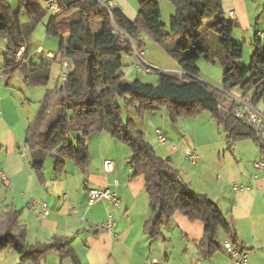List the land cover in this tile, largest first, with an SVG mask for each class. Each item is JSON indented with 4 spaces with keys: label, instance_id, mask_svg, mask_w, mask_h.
Segmentation results:
<instances>
[{
    "label": "trees",
    "instance_id": "trees-1",
    "mask_svg": "<svg viewBox=\"0 0 264 264\" xmlns=\"http://www.w3.org/2000/svg\"><path fill=\"white\" fill-rule=\"evenodd\" d=\"M174 14L169 18V32L161 22V10L154 0H138L137 16L129 20L120 8H106L97 0H58L63 10L51 17L46 25L47 35L58 40L59 62L67 61L68 72L61 83L47 90L32 123L25 130L23 145L36 180L43 184L44 162L53 154V171L64 170L70 160L81 173L86 172L89 154L86 139L106 132L130 150L128 165L131 178L142 175L151 216L143 230L150 237L161 234L163 221L174 213H182L190 221L202 224L203 234L198 248L203 257L220 249L219 228L230 233L219 206L207 195L193 191L183 181L170 159L159 157L143 133L131 121L123 123L116 97L128 96L127 105H137L139 111H152L166 106L172 116L194 115L208 110L223 125L229 144L251 139L264 153V139L247 123L236 118L233 100L221 111V90L198 79L197 62L204 57L214 62L207 35H219L222 67V93L238 88L241 98L258 107L264 115V33L254 38L247 69L239 67L243 54L241 43L232 39L234 22L224 16L222 0H169ZM13 11L0 0V38L5 39L0 66L4 77L15 73L23 76L29 87L45 85L49 79L46 66L30 69L15 53L26 46L28 35L45 14L36 0H19ZM21 11L27 22L20 20ZM217 17L208 25L205 23ZM148 35L164 52L177 62L180 72L156 71L155 85L136 78L124 80L122 57L132 48L142 51L141 34ZM80 133L72 142L71 132ZM20 211L0 210V253L17 254L19 262H37L50 250L71 264H81L67 244H27L26 229L19 221ZM235 242V239L233 240Z\"/></svg>",
    "mask_w": 264,
    "mask_h": 264
},
{
    "label": "crops",
    "instance_id": "crops-1",
    "mask_svg": "<svg viewBox=\"0 0 264 264\" xmlns=\"http://www.w3.org/2000/svg\"><path fill=\"white\" fill-rule=\"evenodd\" d=\"M114 2L129 20L135 19L132 8H136L137 4L133 3L129 10L122 1ZM222 5L223 11L227 10L228 13L232 10L224 9V3ZM209 23L211 20L205 24ZM40 51L37 47L28 53L25 46L21 58L27 65L35 67H30L32 69L45 66L46 58L56 59L52 53H47L46 57H40L37 61L35 54ZM127 56L131 57L129 54ZM230 93L231 98L241 97L238 88ZM258 107L263 108L262 102L258 103ZM20 110L15 97L0 90V136L4 134V138L0 139V182L3 184V178H6L9 183L7 188L16 192L11 202L13 210L20 211L19 221L25 226L27 244L66 243L74 250L81 264H192L197 258L200 264H234L233 258L222 246L230 241L235 248L246 252V264H264V172L253 176V162L260 155L264 156L259 149L254 150L250 169L241 172L233 165L214 161L204 147L193 140L180 143V149L176 143L169 146L179 154L177 159L170 160L183 181L193 191L205 194L214 201L231 226L230 233L218 229L222 231V239H217L220 249L210 257H203L198 248L203 234L202 224L190 221L182 213H174L163 221L161 234L157 237L152 238L143 230L145 221L152 213L144 189V178L142 175L131 178L129 157L125 166L119 157L109 154L108 148L103 147L102 137L96 140L94 153L88 150L89 161L85 173H81L74 163V167L68 168L66 161L69 160H65L62 172H54L52 166L54 179L49 182L44 175L45 182L40 184L23 152L25 127L34 119L27 124L28 119L19 118ZM228 146L232 153L231 144ZM217 152L220 159L219 149ZM189 154L197 156L194 163L188 159ZM104 160L113 162L111 173L104 171ZM105 187L117 195L119 206H111L106 200H101L87 208V190ZM33 199L46 201L49 213L38 218L39 205L31 207ZM109 213L113 216L114 227L111 230L98 227ZM77 240L78 245L75 243ZM9 261L14 264L9 255L0 256V264H9ZM27 262L71 264L68 258H60L55 250H50L37 262Z\"/></svg>",
    "mask_w": 264,
    "mask_h": 264
},
{
    "label": "rangeland",
    "instance_id": "rangeland-1",
    "mask_svg": "<svg viewBox=\"0 0 264 264\" xmlns=\"http://www.w3.org/2000/svg\"><path fill=\"white\" fill-rule=\"evenodd\" d=\"M13 11H18L19 0H5ZM122 1L123 5L129 10L134 4H137L138 0H119ZM159 4L161 10V22L165 26V30L169 32V18L174 14V6L169 0H154ZM224 3V9H232L235 16L231 17L228 15L227 10L224 11V16L232 18L234 27L232 30V39L241 43L243 47V54L238 64L241 69H247L250 63V56L253 50V41L257 33L261 35L264 33V0H222ZM43 9L44 7L38 3ZM223 6V5H222ZM133 9V14L137 16V5ZM51 14L45 11L43 17L36 24L33 31L28 35L26 40V48L28 53L33 52L37 47L41 49L40 53H36L37 61L40 57H46L47 53H52L56 56V59H45V66L48 69L49 79L47 84L39 85L35 87H29L24 83L23 76L20 73H15L12 76L4 77L0 79V90H3L4 94L11 93L18 103L19 118H26V123L34 119L35 111L42 101L47 90L53 89L57 83H61V77L63 74L68 72V67L63 66L59 62L58 55V40L57 38L47 35L46 25L51 18ZM217 17H214V21ZM21 22H27L25 13L21 11L20 14ZM133 21V20H132ZM206 27V24L204 28ZM141 39L144 43L142 46L141 56L144 60L151 64H155L157 68L164 71L180 72L179 66L176 61L168 57L163 52L161 46L156 44L148 35L145 33L141 34ZM220 37L214 32H209L207 35L208 45L214 55V62L207 60L202 57L197 62L199 69L198 79L210 86L221 90L220 104L221 111L224 115L226 113V106L230 104L232 98L231 93H222V67L219 62V56H221V50L219 47ZM6 41L0 38V63L2 60V53L5 50ZM146 50V52H144ZM133 58L124 55L122 57L123 73L125 81H132L136 78L140 79L143 83L155 85L157 82V72L151 71L150 73H143L139 68L132 65ZM26 64V62H24ZM172 64V65H171ZM27 65V64H26ZM28 68L33 67L30 64ZM176 66V67H175ZM174 67V68H170ZM30 68V69H32ZM176 69V70H170ZM130 100L128 96L116 97L115 101L120 107L121 119L123 123L131 121L134 128L141 131L146 141L153 147L155 153L167 160L177 159L178 153H174L169 148L172 143H176V147L179 148L180 143H190V140L195 141L199 145L204 147V151L214 159V161H222L233 165L241 172L245 169H250V163L253 160V154L255 148L260 149L259 145L251 139L237 140L231 143L232 153L229 151V142L225 133L223 125L216 119L210 111L203 110L194 115H179L172 116L166 106H158L152 111H139L137 105H127L126 102ZM30 119V120H29ZM29 125V124H28ZM28 127V126H26ZM25 127V129H26ZM160 129L162 135L165 137V144L159 143L156 138L155 129ZM24 129V130H25ZM72 142H75L80 133L74 131L69 135ZM99 137L103 138V147L108 148L109 154H113L114 157H119L120 161L126 166V159L130 155L129 148L118 140L112 139L106 132L95 133L88 136L86 139L88 150L90 153L95 152L96 140ZM4 138V134H1L0 139ZM264 139V135L262 137ZM24 139V138H23ZM108 142V143H107ZM110 142V144H109ZM243 142V143H240ZM112 144V145H111ZM116 146V147H115ZM220 147V148H218ZM219 149L220 159L217 158ZM26 162H28V153L26 150L23 151ZM89 153V151H88ZM115 159V158H113ZM54 162L53 154H49L45 158L44 163V175L47 181L53 180L52 166ZM66 164L74 167L72 161H66ZM227 166V165H226ZM216 176V175H215ZM16 196V192H12L11 189L7 188L0 182V210L3 212L4 209H14L12 199ZM89 206L87 205V208ZM106 219V218H105ZM218 240L222 239V231H218ZM78 240L75 242L78 245ZM9 255L14 264H19L17 254L13 251L6 250L0 253V256ZM11 264V262H8ZM25 264H30L26 262Z\"/></svg>",
    "mask_w": 264,
    "mask_h": 264
},
{
    "label": "built area",
    "instance_id": "built-area-1",
    "mask_svg": "<svg viewBox=\"0 0 264 264\" xmlns=\"http://www.w3.org/2000/svg\"><path fill=\"white\" fill-rule=\"evenodd\" d=\"M38 1L45 9L46 12L50 13L52 17L56 16L63 10V6L58 2V0H36ZM108 8L112 9L116 7L114 0H97ZM228 15L234 17V11L229 10ZM23 52V47H21L16 53L15 58L17 60L21 59V54ZM129 55L133 58L132 65L136 68H139L143 73H150L153 71H161L159 68L155 66H151L148 64L141 56V51H138L135 47L132 48ZM65 67H68L67 61L62 64ZM3 76V71L0 66V79ZM66 74H63L61 80L65 79ZM234 102L233 112L237 119L240 121L249 124L255 131L257 135H261L264 132V115L261 110L241 98L240 96H236L232 98ZM156 138L159 143H164L166 141L165 137L162 135L160 129L156 128L155 130ZM25 150V148H24ZM25 157V156H24ZM188 159L191 162H195L197 156L195 154H189ZM103 169L107 173H111L113 171V162L110 160L103 161ZM254 169V177H256L258 172H264V156L260 155L257 160L253 162ZM3 185L6 187L9 186L6 178H3ZM87 196V205L91 206L101 200H106L111 206H119V198L117 195L111 191L109 188L105 187L102 189H88L86 192ZM34 205H39L38 218H42L44 215L49 213V207L46 201L40 199H33L31 201V207ZM115 225L113 220V216L111 213L107 214L105 221L99 225L98 227L111 230ZM223 248L228 252V254L233 258L234 264H246L247 254L246 252L240 251L235 248L230 241H226L223 243ZM192 264H200L198 258Z\"/></svg>",
    "mask_w": 264,
    "mask_h": 264
}]
</instances>
